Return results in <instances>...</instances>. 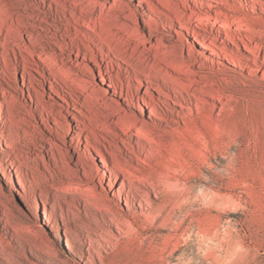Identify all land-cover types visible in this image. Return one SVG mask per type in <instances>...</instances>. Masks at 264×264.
Here are the masks:
<instances>
[{
    "label": "rangeland",
    "instance_id": "374dc122",
    "mask_svg": "<svg viewBox=\"0 0 264 264\" xmlns=\"http://www.w3.org/2000/svg\"><path fill=\"white\" fill-rule=\"evenodd\" d=\"M118 1L0 0V264H264V76L177 34L157 0ZM163 171L177 193L147 220L125 201Z\"/></svg>",
    "mask_w": 264,
    "mask_h": 264
},
{
    "label": "bare ground",
    "instance_id": "6f19581e",
    "mask_svg": "<svg viewBox=\"0 0 264 264\" xmlns=\"http://www.w3.org/2000/svg\"><path fill=\"white\" fill-rule=\"evenodd\" d=\"M114 1L117 2V6L119 8H122V1ZM140 1H145L147 3L149 2V0ZM157 1L160 3L161 7L154 6V4L149 2V4L151 3V13L155 15L154 17L160 19L163 18L172 24L173 28L170 26V29L177 32V34H184L182 31H187L188 33L191 31L194 34L197 42L202 47L210 49L209 53L212 55H215L221 60H225L227 63L232 62L233 66L238 67L243 71L250 70L254 71L253 73L261 72L262 76H264V0H206L207 2L204 0H178L177 2H172L171 0ZM188 1H192V3H188ZM212 3H216L221 7L212 10V7H214ZM142 12L144 16H148L149 18L152 17L146 11ZM86 16H80L74 13L71 16L72 21L69 19L68 20L81 27L85 26V28L89 29V31L96 33L90 19ZM3 20L0 15V22ZM175 21L178 22V27L181 32L174 29ZM73 26L74 28L76 27L74 24ZM222 34L224 36H222ZM70 35L68 36L70 39V48H72V50L76 49L74 55L78 57V59H87V61L91 60L92 63L101 71L103 66L102 63L98 62L96 59V53L94 52V49L90 48L88 44H83L84 51H82L80 44L73 42L74 37ZM196 36L203 37V39L207 38L209 41L205 42L207 44H212L213 47H210L206 43L199 41ZM179 40L181 41L180 36ZM216 48L218 51H216ZM107 61L102 59V62ZM100 79L104 80L105 78L101 76ZM169 79L171 80V78ZM150 82L152 84L155 83L153 78L150 79ZM107 85L113 88L112 92L114 94L117 93L116 86L110 83ZM129 97L120 96V98L125 101V104L131 106V108H135L136 102L133 100V97L131 99H129ZM151 113L155 118L161 119L160 113L158 111L153 109ZM118 114L122 120L131 123L130 127L134 128V130L137 132V135H144L152 131V128H148L147 126L141 124L134 117V115L126 113L125 111H121ZM103 161L106 163V159ZM168 172L163 171L154 179L138 177L137 182L142 184L143 187L134 185V189L137 191V196L133 194L132 199L128 198L125 201L126 205L129 207L130 204L135 202V204L137 203L141 210L149 208L148 210L142 212L147 220H149V217L152 218L150 220H155L159 217H162L164 213L167 214V208L170 206L168 204H170L172 199L171 197L174 196L173 193L175 191L177 193L175 186L177 187L178 185L177 180V184H173V180L171 181L172 176L170 177V172ZM127 179H129V177H127ZM130 181L132 182V180ZM150 193L153 194V196H155L157 199L162 198L161 202L159 203L152 200L150 198ZM109 212V225L112 226L113 229L115 228V230L120 234L128 233L131 229L129 222L125 218L118 216L115 211L109 210ZM170 213L171 212H169V215ZM164 217L166 218L167 216L165 215ZM164 217L163 219H165ZM111 236L114 238V240L118 241V235L111 234ZM106 241L110 244L116 243L110 240ZM97 253L98 258L100 261H102L101 252L98 250ZM85 258L90 262V264H95L94 255L92 252H88V255Z\"/></svg>",
    "mask_w": 264,
    "mask_h": 264
}]
</instances>
